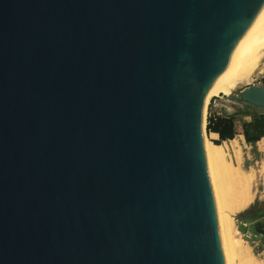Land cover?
Wrapping results in <instances>:
<instances>
[{
  "label": "water",
  "instance_id": "95a60500",
  "mask_svg": "<svg viewBox=\"0 0 264 264\" xmlns=\"http://www.w3.org/2000/svg\"><path fill=\"white\" fill-rule=\"evenodd\" d=\"M263 35L264 0H0V264H225L204 99Z\"/></svg>",
  "mask_w": 264,
  "mask_h": 264
},
{
  "label": "bare ground",
  "instance_id": "6f19581e",
  "mask_svg": "<svg viewBox=\"0 0 264 264\" xmlns=\"http://www.w3.org/2000/svg\"><path fill=\"white\" fill-rule=\"evenodd\" d=\"M260 66L262 69L264 68V35L252 45L248 59L246 60L244 66L241 69L235 71L234 73L226 77L221 78L220 81L214 87L210 88L207 91L204 99V111L207 102L212 97H216L219 95L229 96L237 85H239L242 82H247L252 72L255 69H258ZM209 136L211 138L214 137L213 135L211 136V134ZM236 137L233 140L229 141L231 146L232 144L236 146L237 144L236 141L238 140L240 141L241 139L244 138L241 134H238ZM256 145L259 148V150L264 151V138L260 139L256 143ZM204 150H205L210 183L215 200L217 222H218L219 236H220L221 247L224 257V263L232 264V261L234 260L233 257L237 252L238 254L241 255V257L244 256L243 258L245 260L243 258L242 259L244 261L241 259L244 262V264L245 262L246 264H254L253 262L254 260L251 261L248 255L244 254L246 253L245 251L246 247L244 248L245 252L243 253V251L242 250L240 251V248L236 246L238 243H240L239 242L240 239L239 240L236 239L235 238L236 236L235 235L233 236L232 234L233 231L235 230L233 228V222H232L233 218L231 217L233 214L243 211L249 205H251V202L253 201L255 195L250 192L249 189L251 187L249 183L251 179L254 178V172H244L240 168H235V167L232 168L231 166L227 165L222 156L221 145H215L213 142H210L209 139H207L205 136H204ZM237 152L238 151H236V153ZM261 164L263 166L262 162ZM220 171L221 174L225 171L226 172V173L224 172L225 174H229V175L232 174L234 176V179L237 182V184L235 183V187L236 185L238 186L236 188L237 190L236 189L233 190L234 187L230 189L231 185L234 184L235 182L232 180L233 178L230 179L232 175H230V178L228 177L229 179L227 178L226 181L227 183L228 180L231 182L233 181L231 185H228L230 183L227 184L225 182L224 180L225 177L223 179L221 178V180L219 179ZM225 174L223 175L225 176ZM259 176L261 177V175ZM262 179H263L262 187H264V178ZM262 194L264 195V190Z\"/></svg>",
  "mask_w": 264,
  "mask_h": 264
},
{
  "label": "rangeland",
  "instance_id": "374dc122",
  "mask_svg": "<svg viewBox=\"0 0 264 264\" xmlns=\"http://www.w3.org/2000/svg\"><path fill=\"white\" fill-rule=\"evenodd\" d=\"M261 70H262V72H261ZM263 84H264V68L262 69L260 66L258 69H255L252 72V74H251V76L247 82H242L239 85H237L231 94L238 95L240 91L244 90L248 86H251V85L259 86V85H263ZM226 101H228V96L219 95L216 97H212L207 102V105H206V108L204 111L203 130H204V136L207 139H209L210 142H213L216 140L211 138L209 136L210 133H208L206 130L208 115L209 114L220 115L222 112V109H224V108L228 109L227 106H223L221 104V102H226ZM237 109L238 108L233 109L232 113L235 112ZM244 119L245 118H240L235 122V128L237 129V131L241 130V123H242V121H244ZM247 119H249V118H247ZM241 131L239 133H236V136L238 134H241ZM238 141H236V143H237L236 146L232 144L233 147L231 146L229 141L221 143L220 145L222 147V156H223L226 164L231 166L232 168H234V167L240 168L244 172H254V178L255 179L254 178L251 179V181L249 183L251 188L249 190L252 194H254L256 196V198L254 196L253 201L251 202V205H249L245 210L237 212L231 216L233 218L232 222H233V228L235 230V231H233L232 234H233V236L234 235L236 236L235 237L236 239H238V240L240 239L239 240L240 243H238L236 245L238 248H240V251L242 250L243 253L246 251V253H244V254H247L251 261L254 260L253 261L254 264H264V236L256 234L251 229V225L253 223L259 221V219L256 221H253L251 219H248V216H246V217L239 216L241 213L248 211L252 208H254V209L264 208V198H263L264 195L262 194L263 190H264L263 189L264 187H262V185H263V179L262 178H264V168H262V167H264V161H263L264 160V151L259 150V148L257 147L256 144H254V145L246 144L244 139H241L239 142ZM236 151H238V152L236 153ZM238 159H239V161H238ZM261 162L263 163V166H262ZM240 164H241V166H240ZM261 171H263V172H261ZM224 172L221 174V171H220V173H219L220 178L219 179L221 180V178L223 179L225 177L224 180L226 182L227 178L228 177L230 178V175H232V174L229 175V174H225L226 172L225 173ZM223 174H225V176ZM221 175H222V177H221ZM259 175H261V177ZM255 176H257V177H255ZM230 179L235 181L233 175L231 176ZM232 182L228 180V183H230V184H228L227 182L226 183L228 185H231ZM235 183L237 184V182L235 181L234 184H232L233 186L231 185L230 189H232V187H234L233 188V190H234L238 187L237 185L235 187ZM240 223L246 224L249 227L247 233L252 236L251 237L252 239L247 240L245 238V235L241 234L237 230V226ZM247 233H245V234H247ZM245 247L247 250L245 249V251H244ZM239 256H240V258H239ZM243 257H241V255L236 252V254L233 257V259L235 261L233 260L232 264H244L243 261L245 259ZM245 264H246V262H245Z\"/></svg>",
  "mask_w": 264,
  "mask_h": 264
},
{
  "label": "trees",
  "instance_id": "16d2710c",
  "mask_svg": "<svg viewBox=\"0 0 264 264\" xmlns=\"http://www.w3.org/2000/svg\"><path fill=\"white\" fill-rule=\"evenodd\" d=\"M240 118H249L250 121H242V136L246 144L254 145L264 137V110L253 107L238 108L235 112L225 115L209 114L207 118L206 130L208 133L218 135V140L213 141L215 145L233 140L235 132V122ZM239 216H248L253 221L264 218V208L250 209Z\"/></svg>",
  "mask_w": 264,
  "mask_h": 264
},
{
  "label": "crops",
  "instance_id": "0c3cea01",
  "mask_svg": "<svg viewBox=\"0 0 264 264\" xmlns=\"http://www.w3.org/2000/svg\"><path fill=\"white\" fill-rule=\"evenodd\" d=\"M244 121H246V122H249L250 121V119H247V118H245L244 119ZM241 130H242V128H241ZM240 130V131H241ZM235 131H236V133H239L240 131H237V129L235 128ZM211 134V136L213 135L214 137H212L214 140H218V135L217 134H215V133H210ZM215 135H216V137H215ZM241 135H242V131H241ZM264 138V137H263ZM244 139V138H243ZM228 142V141H227Z\"/></svg>",
  "mask_w": 264,
  "mask_h": 264
},
{
  "label": "built area",
  "instance_id": "2783aa9c",
  "mask_svg": "<svg viewBox=\"0 0 264 264\" xmlns=\"http://www.w3.org/2000/svg\"><path fill=\"white\" fill-rule=\"evenodd\" d=\"M245 235V238L247 239V240H250V239H252L251 237V235H249L248 233L247 234H244Z\"/></svg>",
  "mask_w": 264,
  "mask_h": 264
}]
</instances>
